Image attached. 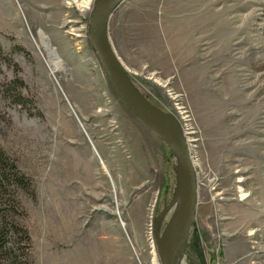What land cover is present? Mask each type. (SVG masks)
Here are the masks:
<instances>
[{
  "label": "rangeland",
  "instance_id": "obj_1",
  "mask_svg": "<svg viewBox=\"0 0 264 264\" xmlns=\"http://www.w3.org/2000/svg\"><path fill=\"white\" fill-rule=\"evenodd\" d=\"M69 3L0 0V150L22 177L4 166L0 264H160L175 157L109 90L93 1ZM105 34L128 84L189 142L197 205L180 264H264V0H125Z\"/></svg>",
  "mask_w": 264,
  "mask_h": 264
},
{
  "label": "water",
  "instance_id": "obj_2",
  "mask_svg": "<svg viewBox=\"0 0 264 264\" xmlns=\"http://www.w3.org/2000/svg\"><path fill=\"white\" fill-rule=\"evenodd\" d=\"M124 1L93 0L88 23L89 44L101 66L105 82L116 100L131 117L138 120L161 141L166 142L175 157L182 191L168 223L170 243L160 264H177L180 246L188 235L197 205L195 173L188 159L184 139L179 128L177 127V131L170 128L163 119V113L133 90L109 47L105 34V24L111 14Z\"/></svg>",
  "mask_w": 264,
  "mask_h": 264
},
{
  "label": "bare ground",
  "instance_id": "obj_3",
  "mask_svg": "<svg viewBox=\"0 0 264 264\" xmlns=\"http://www.w3.org/2000/svg\"><path fill=\"white\" fill-rule=\"evenodd\" d=\"M69 1H71V3H69L70 5L76 3V5L78 6L79 9H81V11H86V10L88 11L90 9V6H91V3H92L93 0H69ZM39 44H40V46L42 47V50L44 51V53L47 56L48 63L50 65V67H51V71L52 72L58 71V69L62 65L59 63L58 59L54 58V56L52 55L54 53V51L53 52L51 51V49L49 48V46H48V44L46 42V39L40 34H39ZM54 55H56V54L54 53ZM55 57H57V56H55ZM178 110L180 111V108ZM162 116H163V119H164L165 123L170 128H172L173 130L177 131V127L179 128V126L177 125V122L175 121V119L172 118L170 115H167V114H163ZM186 123L187 122H185V125L187 127ZM190 134H187L186 136H189ZM184 139H185L184 141L189 143L187 141V137H185ZM164 143L168 146V144L166 142H164ZM188 149H189V147H188ZM187 153H188V150H187ZM192 163L193 162H191V166H192V169H193V171H194V173L196 175V172H195V169H194L196 166H195L194 163L193 164ZM181 191H182V185H181V180L179 179V190H178V195H177V198H176V201H175V206L178 204V201H179L180 195H181ZM239 193L241 194L240 195V201H243V200H245L247 198V195L246 194H242L243 193L242 191H240ZM165 230L166 231L164 232L165 234H164L163 238L161 240H159L158 243L156 244V248L159 251L160 261L163 258V256L165 255L167 247H168V245L170 243L169 225L167 226V228ZM147 236H148V239L150 241L151 252H153L154 249H155L154 240L152 239L151 233H148ZM186 241H187V237L182 242V244L180 246V249H179V252H178V255H177V264H180V262L184 261V257H186L187 259L192 261V258H191L190 254L188 252V249H187Z\"/></svg>",
  "mask_w": 264,
  "mask_h": 264
},
{
  "label": "trees",
  "instance_id": "obj_4",
  "mask_svg": "<svg viewBox=\"0 0 264 264\" xmlns=\"http://www.w3.org/2000/svg\"><path fill=\"white\" fill-rule=\"evenodd\" d=\"M6 165H8L10 170H12L14 172V173L10 174V176H16V177L18 176L16 178V181L17 182L20 181L22 177L20 175H18L17 173H15L16 169H15L14 165L9 163L7 156L3 153V151L0 150V180H2L3 178L5 179V177L7 176V175H5V173H3V170H4L3 168ZM17 231L21 232V234L23 235V238L25 240L28 239V237L24 231H21L20 229H17Z\"/></svg>",
  "mask_w": 264,
  "mask_h": 264
},
{
  "label": "built area",
  "instance_id": "obj_5",
  "mask_svg": "<svg viewBox=\"0 0 264 264\" xmlns=\"http://www.w3.org/2000/svg\"><path fill=\"white\" fill-rule=\"evenodd\" d=\"M148 231H149V230H148ZM148 233H150V232H147L146 235H148Z\"/></svg>",
  "mask_w": 264,
  "mask_h": 264
}]
</instances>
